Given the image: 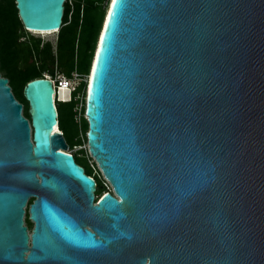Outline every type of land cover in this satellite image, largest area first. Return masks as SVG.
Returning <instances> with one entry per match:
<instances>
[{
	"label": "water",
	"instance_id": "water-1",
	"mask_svg": "<svg viewBox=\"0 0 264 264\" xmlns=\"http://www.w3.org/2000/svg\"><path fill=\"white\" fill-rule=\"evenodd\" d=\"M64 1L14 3L55 32ZM84 88L97 201L50 81L27 119L0 76V264H264V0H108Z\"/></svg>",
	"mask_w": 264,
	"mask_h": 264
},
{
	"label": "trees",
	"instance_id": "trees-1",
	"mask_svg": "<svg viewBox=\"0 0 264 264\" xmlns=\"http://www.w3.org/2000/svg\"><path fill=\"white\" fill-rule=\"evenodd\" d=\"M63 3L61 26L53 41L41 40L24 30L17 16L14 0H0V76L17 101L22 104V114L28 119V105L23 96L26 82L42 78L43 73H52L54 68L64 74L71 70L88 74L96 35L108 0H69ZM82 89V85L79 90ZM60 90V97L65 92ZM56 125L61 132L67 150L75 145H85L86 121L83 115L84 102L78 121L74 118L75 102L54 101ZM86 175L95 181L94 194L104 193L103 180L92 172L88 163L86 147L70 153ZM82 158L84 165L78 160ZM98 177V178H97ZM27 223V219L25 218Z\"/></svg>",
	"mask_w": 264,
	"mask_h": 264
},
{
	"label": "built area",
	"instance_id": "built-area-1",
	"mask_svg": "<svg viewBox=\"0 0 264 264\" xmlns=\"http://www.w3.org/2000/svg\"><path fill=\"white\" fill-rule=\"evenodd\" d=\"M70 4L69 0H65ZM56 32V31H55ZM42 78L48 79L53 88V100L59 102H66L72 99L75 104L73 107L74 118L76 121L79 119V115L81 114V109L84 102V95H85V88L88 74L86 73H79L76 70H71L69 73L64 74L59 72L56 68H54L52 73H43ZM82 85V89L79 90V87ZM61 89L65 90L64 97H59V92ZM59 133H61L58 130ZM66 153H71L70 150H63ZM92 163L94 161L92 158H89ZM95 165V163H94ZM96 166V165H95ZM103 180L104 186L107 185V182Z\"/></svg>",
	"mask_w": 264,
	"mask_h": 264
},
{
	"label": "rangeland",
	"instance_id": "rangeland-1",
	"mask_svg": "<svg viewBox=\"0 0 264 264\" xmlns=\"http://www.w3.org/2000/svg\"><path fill=\"white\" fill-rule=\"evenodd\" d=\"M28 33L29 34H31V35H33V36H36V37H39L41 40H50V41H53L54 40V37H55V32H51V33H48V34H40V33H35V32H29L28 31ZM65 91H63L62 90V93H64ZM84 147H86V144L85 145H75V146H73L71 149H70V152L71 153H73V152H75V151H78V150H80V149H83ZM88 158H90V157H88ZM81 164H83L84 165V160L82 159V158H79V160H78ZM88 163L90 164V165H92V172H93V174H96L95 173V170H97V168H96V166L94 165V163H92V161L90 160V159H88ZM96 172H98V176L101 178V179H103L102 177H101V175H100V173H99V171L97 170ZM98 178V177H97ZM99 199V198H98ZM97 201V200H96ZM95 201V202H96ZM94 202V203H95ZM26 216V215H25ZM26 218V217H25ZM27 219V218H26ZM25 223V222H24ZM29 229H30V227H29ZM29 232H30V230H29Z\"/></svg>",
	"mask_w": 264,
	"mask_h": 264
},
{
	"label": "flooded vegetation",
	"instance_id": "flooded-vegetation-1",
	"mask_svg": "<svg viewBox=\"0 0 264 264\" xmlns=\"http://www.w3.org/2000/svg\"><path fill=\"white\" fill-rule=\"evenodd\" d=\"M104 191H109V192H111L112 193V189H111V187L109 186V184L107 183V185L104 187ZM113 194V193H112ZM101 194H94V197H95V200L96 199H98L99 198V196H100ZM32 200V198H29L28 200H27V203H26V207H24L25 208V212H24V217H23V224L25 225V227H26V230H27V233H29V230H31V228H32V222H30L28 219H27V223H26V221H25V217L27 218V213H26V209H27V205L30 203V201ZM95 202V201H94ZM26 215V216H25ZM25 222V223H24ZM29 227H30V229H29Z\"/></svg>",
	"mask_w": 264,
	"mask_h": 264
},
{
	"label": "bare ground",
	"instance_id": "bare-ground-1",
	"mask_svg": "<svg viewBox=\"0 0 264 264\" xmlns=\"http://www.w3.org/2000/svg\"><path fill=\"white\" fill-rule=\"evenodd\" d=\"M32 32L40 33V34H48V33H51V32H53V31H48V32H43V31L36 32V31H32ZM59 97H60V92H59ZM52 131H56V132H58L57 125H54V126H53Z\"/></svg>",
	"mask_w": 264,
	"mask_h": 264
},
{
	"label": "snow or ice",
	"instance_id": "snow-or-ice-1",
	"mask_svg": "<svg viewBox=\"0 0 264 264\" xmlns=\"http://www.w3.org/2000/svg\"><path fill=\"white\" fill-rule=\"evenodd\" d=\"M108 27H110V22H109V24L106 25V34H105L104 39L102 40V44H103L104 40L107 39V28H108Z\"/></svg>",
	"mask_w": 264,
	"mask_h": 264
},
{
	"label": "clouds",
	"instance_id": "clouds-1",
	"mask_svg": "<svg viewBox=\"0 0 264 264\" xmlns=\"http://www.w3.org/2000/svg\"><path fill=\"white\" fill-rule=\"evenodd\" d=\"M94 185H95V183H94Z\"/></svg>",
	"mask_w": 264,
	"mask_h": 264
}]
</instances>
